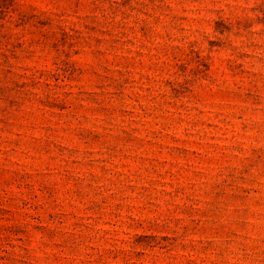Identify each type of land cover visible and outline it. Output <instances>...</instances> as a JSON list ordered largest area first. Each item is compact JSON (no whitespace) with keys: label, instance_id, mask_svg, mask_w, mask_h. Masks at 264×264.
<instances>
[{"label":"rangeland","instance_id":"rangeland-1","mask_svg":"<svg viewBox=\"0 0 264 264\" xmlns=\"http://www.w3.org/2000/svg\"><path fill=\"white\" fill-rule=\"evenodd\" d=\"M0 264H264V0H0Z\"/></svg>","mask_w":264,"mask_h":264}]
</instances>
